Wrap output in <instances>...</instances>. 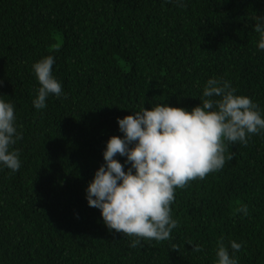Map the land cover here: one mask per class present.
Listing matches in <instances>:
<instances>
[{"label":"trees","instance_id":"obj_1","mask_svg":"<svg viewBox=\"0 0 264 264\" xmlns=\"http://www.w3.org/2000/svg\"><path fill=\"white\" fill-rule=\"evenodd\" d=\"M257 17L264 0H0V99L22 134L19 171L0 164V264H217L221 237L230 255V240L242 244L238 264H264V131L228 144L235 156L220 171L176 190L170 240L132 248L86 199L108 140L123 138L118 119L157 104L191 111L210 78L264 118ZM49 55L63 94L37 110L33 65Z\"/></svg>","mask_w":264,"mask_h":264},{"label":"clouds","instance_id":"obj_2","mask_svg":"<svg viewBox=\"0 0 264 264\" xmlns=\"http://www.w3.org/2000/svg\"><path fill=\"white\" fill-rule=\"evenodd\" d=\"M171 2V0H167ZM178 6H181L178 3ZM254 31L259 34L258 48L264 50V17H257ZM54 57L49 55L33 65L40 87L33 100L37 110L46 107L50 94L62 96L61 84L53 77ZM2 83V82H0ZM227 80L210 78L203 88L200 104L191 111L157 104L118 119L123 138L111 137L103 153L105 164L95 173L86 189L89 207L99 209L109 231L135 239L157 242L170 240L179 222L172 218L171 205L177 189H185L196 180L220 171L226 160L228 144L247 146L249 138L264 131L259 106L249 97L236 95ZM66 98V97H65ZM12 103L0 99V164L12 172L21 167L19 150L13 146L22 139L15 125ZM126 157L124 170L115 157ZM248 216L247 205L236 209ZM232 255L223 237L217 241V264H238L235 253L242 244L229 241ZM191 245V244H190ZM201 252V245H191ZM172 251L180 245L172 244Z\"/></svg>","mask_w":264,"mask_h":264}]
</instances>
